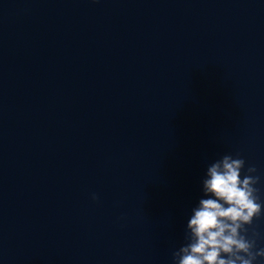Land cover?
<instances>
[{
	"label": "water",
	"instance_id": "95a60500",
	"mask_svg": "<svg viewBox=\"0 0 264 264\" xmlns=\"http://www.w3.org/2000/svg\"><path fill=\"white\" fill-rule=\"evenodd\" d=\"M224 153L264 177V0H0V264H171Z\"/></svg>",
	"mask_w": 264,
	"mask_h": 264
},
{
	"label": "clouds",
	"instance_id": "9594fccd",
	"mask_svg": "<svg viewBox=\"0 0 264 264\" xmlns=\"http://www.w3.org/2000/svg\"><path fill=\"white\" fill-rule=\"evenodd\" d=\"M262 184L257 166H246L239 154L206 162L202 194L186 211L183 242L171 264H264V233L253 227L264 216Z\"/></svg>",
	"mask_w": 264,
	"mask_h": 264
}]
</instances>
